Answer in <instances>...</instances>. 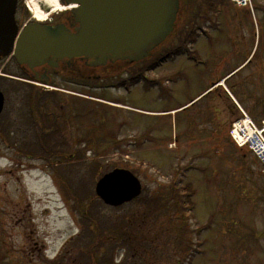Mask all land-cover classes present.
Wrapping results in <instances>:
<instances>
[{"label":"rangeland","instance_id":"rangeland-1","mask_svg":"<svg viewBox=\"0 0 264 264\" xmlns=\"http://www.w3.org/2000/svg\"><path fill=\"white\" fill-rule=\"evenodd\" d=\"M32 1L23 3L28 16ZM223 1L209 11L206 36L185 42L190 54L173 49L132 87L67 89L99 98L85 101L99 120L88 121L93 146L82 162L69 153L32 157L22 146L34 145L33 136H0V264H92L91 251L113 264H264V164L228 133L241 110L264 118V0H253V10ZM29 92L10 94L7 120L21 115L13 108L22 109ZM121 160L144 194L166 197L147 224L138 217L125 230L127 244L118 230L142 212L139 202L116 210L95 192ZM169 188L194 190L192 204H179Z\"/></svg>","mask_w":264,"mask_h":264},{"label":"flooded vegetation","instance_id":"flooded-vegetation-1","mask_svg":"<svg viewBox=\"0 0 264 264\" xmlns=\"http://www.w3.org/2000/svg\"><path fill=\"white\" fill-rule=\"evenodd\" d=\"M23 2L24 0H18L16 13L17 24L21 30L34 22L49 27L65 26L71 32L80 27L72 10L53 14L46 21H37L25 15ZM209 8L208 1L180 0L175 38L168 41L166 46L162 45L156 49V53L150 59L171 52L174 46H184L186 40L190 41L199 34L204 28L203 25L209 21ZM192 23L193 26L190 28L189 25ZM126 55L127 53H124L119 58H113L107 54L104 64L101 63L100 57L72 59L50 57L43 64L33 67L18 63L13 55L8 57L0 55V88L5 95V105L10 94L23 88L31 91L25 98L22 109L13 108L21 112L20 116L15 114V119L7 120L8 118L0 115V136L3 137L4 132L5 139L8 133L16 134L17 138L33 136L34 145H28L29 141L26 139L22 146L27 151L26 155L33 154L32 157L41 155L45 157L44 154H48L62 158V154L69 153L75 160L73 162H82L87 135L94 128L88 121L99 119L94 114L86 112L84 98L68 96L66 89H92L103 92L114 88L123 90L130 88L137 76V69L139 75L147 72V59L135 63ZM39 88L43 90L35 97ZM8 116L14 118L12 115ZM118 148L120 146L116 145L113 150ZM40 151L43 152L41 155Z\"/></svg>","mask_w":264,"mask_h":264},{"label":"water","instance_id":"water-1","mask_svg":"<svg viewBox=\"0 0 264 264\" xmlns=\"http://www.w3.org/2000/svg\"><path fill=\"white\" fill-rule=\"evenodd\" d=\"M75 7L73 14L80 28L70 32L30 24L19 35L16 21L17 0H0V55L14 53L21 64L33 67L48 58L100 57L107 54L134 61L144 59L172 33L179 11V0H65ZM0 90V113L4 105ZM142 190L139 179L127 169H115L96 184V193L111 206L131 201Z\"/></svg>","mask_w":264,"mask_h":264},{"label":"trees","instance_id":"trees-1","mask_svg":"<svg viewBox=\"0 0 264 264\" xmlns=\"http://www.w3.org/2000/svg\"><path fill=\"white\" fill-rule=\"evenodd\" d=\"M212 1V0H211ZM193 26V23L189 25V27L191 28ZM153 65V64H152ZM122 164L124 162H121ZM188 189V187L191 188L190 185H185ZM177 188V187H176ZM173 191V198H177L178 199V203L183 205V203H185V199H187V201L189 200L191 202V199H192V196L194 195V190L192 192H189V193H185L183 192L184 194H182L181 196V192L180 190H173V188H169L168 190V194L169 193H172ZM180 197V199L178 198ZM165 195H155V194H144L142 196H140L139 198H137V201L136 202H139V211H142V212H139L137 214H134L132 216H130V219H125L124 222H123V226H120L119 227V230L118 232H122L123 234H120V238H117L118 241L124 243V244H127L129 242V237H127V232L125 230H131V228L133 227V224L138 220V217H142V220H141V225L142 224H147V218L150 216L151 212H155L153 211L154 208L158 209V210H161L162 207H163V204L165 205L164 203V200H165ZM192 204V202H191ZM88 214H86V217H88L89 219H93L92 215H89V212H87ZM140 227H143V226H140ZM111 229V228H110ZM112 239H113V235H112ZM92 247H95V245H92ZM91 248V247H90ZM91 254L93 255L92 251H91ZM97 256V255H95ZM98 264H108V263H112L110 258H107V259H104L102 261H97Z\"/></svg>","mask_w":264,"mask_h":264},{"label":"built area","instance_id":"built-area-1","mask_svg":"<svg viewBox=\"0 0 264 264\" xmlns=\"http://www.w3.org/2000/svg\"><path fill=\"white\" fill-rule=\"evenodd\" d=\"M235 137L241 144L249 142L251 147L262 157H264V127L258 129L249 120L236 125Z\"/></svg>","mask_w":264,"mask_h":264},{"label":"bare ground","instance_id":"bare-ground-1","mask_svg":"<svg viewBox=\"0 0 264 264\" xmlns=\"http://www.w3.org/2000/svg\"><path fill=\"white\" fill-rule=\"evenodd\" d=\"M29 6L34 14V17L38 20H45L47 17L46 12L42 11L43 8H53L57 10L65 9L60 5L58 0H33L30 2Z\"/></svg>","mask_w":264,"mask_h":264}]
</instances>
